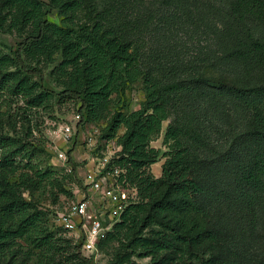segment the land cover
<instances>
[{
    "label": "trees",
    "instance_id": "trees-1",
    "mask_svg": "<svg viewBox=\"0 0 264 264\" xmlns=\"http://www.w3.org/2000/svg\"><path fill=\"white\" fill-rule=\"evenodd\" d=\"M2 35L16 42L0 47V264H92L23 198L54 174L17 117L54 101L82 124L107 121L106 141L124 129L109 167L137 200L98 245L117 243L114 264H264L239 243L264 215V0H0ZM136 84L141 108L109 118ZM168 121L162 153L152 143Z\"/></svg>",
    "mask_w": 264,
    "mask_h": 264
},
{
    "label": "rangeland",
    "instance_id": "rangeland-1",
    "mask_svg": "<svg viewBox=\"0 0 264 264\" xmlns=\"http://www.w3.org/2000/svg\"><path fill=\"white\" fill-rule=\"evenodd\" d=\"M50 19L56 23L60 22L56 15H52ZM15 42L16 39L10 35L0 36V47L4 51H8V47L13 46ZM52 69L53 66L45 69L47 87L54 92H60L62 89L55 84L50 76ZM216 78L219 79L220 76H216ZM256 82L264 86V70L256 75ZM144 95L140 84L131 86L128 89L125 102L113 106L109 118L119 110H123L125 114L139 110L145 99ZM9 104H11L13 112L17 111L18 107L24 106L22 102L17 100L9 102ZM77 114V108L73 103L58 104L54 101L52 109L48 111L42 109L32 111L28 121L17 117L18 123L15 134L37 148L35 150V164L43 170H51L54 174L50 181L43 183L41 189L23 191V198L45 215L51 232L67 243L69 252L77 254L80 251L84 256L86 253L83 252L82 248L80 250L76 249V246L82 243L83 234L81 237H76L75 234H71L61 227L58 223V213L60 214L64 211L69 202H76L82 194L88 192L86 177L88 170L95 165L97 159L102 157L106 141L102 137L107 129L108 122L82 124L81 121H76L75 117ZM169 123L170 121L163 124V132L160 139L152 143V146L160 149L162 153L166 151L163 146V136ZM60 125H69L73 128V137L67 144L58 145L59 142L54 135V131ZM123 132L124 129L121 128L118 130L117 135L120 136ZM91 138L96 139L93 147H89ZM56 146L65 152L67 155L66 161H61L57 158L55 154ZM164 162L165 159L162 158L157 164L152 166L151 170L156 178L161 177ZM102 208L106 209L107 206L98 203L97 199H95L96 213L99 214ZM260 223L261 227L256 236L246 240L241 239L239 243L241 246H245L244 250L249 252L250 255L257 259H264V215ZM117 246V243H112L105 250H100L99 254H90L92 264H114V257L118 253ZM124 252L128 251L124 249L122 252L120 251V254ZM132 261L137 264H147L149 259H140L135 255Z\"/></svg>",
    "mask_w": 264,
    "mask_h": 264
},
{
    "label": "built area",
    "instance_id": "built-area-1",
    "mask_svg": "<svg viewBox=\"0 0 264 264\" xmlns=\"http://www.w3.org/2000/svg\"><path fill=\"white\" fill-rule=\"evenodd\" d=\"M80 121L79 114L75 117ZM54 135L59 142L58 145L67 144L73 137V128L69 125H60ZM119 137L105 141L102 157L97 159L93 167L88 170L86 177V187L88 192L81 195L76 202L71 201L60 214L58 213V223L67 232L75 234L82 239V250L88 259L91 255L99 254V243L106 233L111 231L118 223L126 208L137 200V190L135 188L124 190L122 184H127L124 178L125 171L119 167H109L114 159L119 158L122 151L118 143ZM96 139L91 138L89 147H93ZM56 146L55 154L61 161L67 160L65 152ZM95 199L98 203L106 205L98 213L95 209Z\"/></svg>",
    "mask_w": 264,
    "mask_h": 264
}]
</instances>
